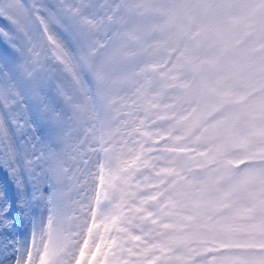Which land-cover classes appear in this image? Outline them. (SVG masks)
Wrapping results in <instances>:
<instances>
[{"label": "snow or ice", "instance_id": "obj_1", "mask_svg": "<svg viewBox=\"0 0 264 264\" xmlns=\"http://www.w3.org/2000/svg\"><path fill=\"white\" fill-rule=\"evenodd\" d=\"M0 264H264V0H0Z\"/></svg>", "mask_w": 264, "mask_h": 264}]
</instances>
